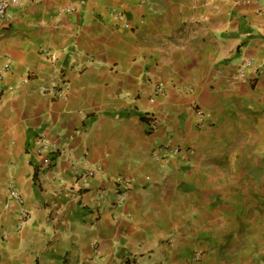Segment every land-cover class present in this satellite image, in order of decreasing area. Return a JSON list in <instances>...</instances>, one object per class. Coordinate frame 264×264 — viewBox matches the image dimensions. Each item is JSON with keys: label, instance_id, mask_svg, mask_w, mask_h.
I'll use <instances>...</instances> for the list:
<instances>
[{"label": "crops", "instance_id": "crops-1", "mask_svg": "<svg viewBox=\"0 0 264 264\" xmlns=\"http://www.w3.org/2000/svg\"><path fill=\"white\" fill-rule=\"evenodd\" d=\"M12 11L0 24V264H194L198 252L199 264H264V0ZM53 83L64 99L41 92ZM161 147L187 154L155 160ZM84 161L98 167L86 181ZM11 188L30 213L21 228Z\"/></svg>", "mask_w": 264, "mask_h": 264}, {"label": "built area", "instance_id": "built-area-1", "mask_svg": "<svg viewBox=\"0 0 264 264\" xmlns=\"http://www.w3.org/2000/svg\"><path fill=\"white\" fill-rule=\"evenodd\" d=\"M27 3H28V0H0V24L12 22L15 18V15L12 9L23 8ZM250 3L251 2H247L246 4H250ZM74 10H75L74 8H68V9H65L64 12L67 14H71ZM117 17L120 20L123 19V15L121 13H117ZM124 26L128 27L129 25L128 23L125 22ZM251 70L255 71L253 60L249 59V60L244 61V63L239 68V73L237 74L236 80L247 82V74ZM40 90L44 94L53 95L54 98L56 99H64L66 97L67 88L65 87V84L60 85V84L53 83L49 87H45V86L41 87ZM156 93L157 95L162 94L163 89L158 86L156 88ZM194 109L196 110L197 115L201 119L205 118V113L202 111L201 108H199L198 106H195ZM161 154H163V156H160ZM181 154H185L186 156L187 151L181 148L171 149L168 147H161L153 153V158L158 161L167 162L171 160L172 158H175L176 156L181 155ZM83 163H84L83 165L86 167V173L85 175L81 177V179L83 181H86L94 176V174L98 171V167L91 165L88 161H84ZM122 185L126 189L129 190L131 188L132 183L130 181H123ZM10 195L22 207L20 223L18 226L19 228H21L29 220L30 213L27 211L26 208H24L23 197L16 191V189L11 188ZM116 199L117 200H116L115 205H122L126 200V193L119 192L117 194ZM202 254H203L202 252L196 253L194 257V264H199Z\"/></svg>", "mask_w": 264, "mask_h": 264}]
</instances>
